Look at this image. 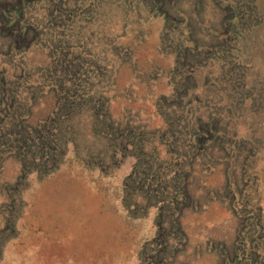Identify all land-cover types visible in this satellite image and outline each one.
<instances>
[{
    "label": "rangeland",
    "instance_id": "374dc122",
    "mask_svg": "<svg viewBox=\"0 0 264 264\" xmlns=\"http://www.w3.org/2000/svg\"><path fill=\"white\" fill-rule=\"evenodd\" d=\"M0 264H264V0H0Z\"/></svg>",
    "mask_w": 264,
    "mask_h": 264
},
{
    "label": "trees",
    "instance_id": "16d2710c",
    "mask_svg": "<svg viewBox=\"0 0 264 264\" xmlns=\"http://www.w3.org/2000/svg\"><path fill=\"white\" fill-rule=\"evenodd\" d=\"M141 164H142V161L140 160V159H138V161H137V164H136V167L134 168V171L132 172V175L137 171V169H138V167L139 166H141ZM176 178V177H175ZM190 195L189 194H187L186 195V198L187 197H189ZM175 223H177V226H178V228L179 229H181L182 227H181V221H180V219H176V222Z\"/></svg>",
    "mask_w": 264,
    "mask_h": 264
}]
</instances>
